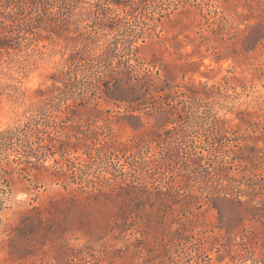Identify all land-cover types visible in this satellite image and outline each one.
<instances>
[{
    "label": "rangeland",
    "instance_id": "rangeland-1",
    "mask_svg": "<svg viewBox=\"0 0 264 264\" xmlns=\"http://www.w3.org/2000/svg\"><path fill=\"white\" fill-rule=\"evenodd\" d=\"M59 1L52 4L53 11L64 9H58ZM90 2L78 0L55 20L47 12L38 27L27 24L32 32L19 39V45L0 53V264H264V188L253 190L236 180L240 172L251 173L232 152L235 160L226 162L234 141L220 139L212 130L213 119L219 118L227 136L264 156V38L249 52L241 50L249 32L246 26L259 17L256 0L251 1L254 8L244 0H124L120 7ZM21 5L20 0H0V20L1 13ZM241 13L244 19L237 15ZM179 19L194 24L182 30L175 23ZM1 26L0 21V31ZM52 26L58 32L51 34ZM89 32L93 51L125 32L146 58L152 52L148 32L153 37L181 32L183 39V33L188 34L197 47L194 50V44L185 41L178 52L183 61L193 62L185 80L203 84L201 95L181 116L131 111L126 102L97 89L88 73L78 75L83 85L72 88L74 94L60 96L56 86L62 87L65 79L57 78L58 73L67 69L68 58L82 47ZM169 50L162 56L171 61L177 51L171 46ZM90 81L93 84L88 85ZM81 91L84 100L79 99ZM51 95L60 96L55 99L62 100L60 108L75 104V114L70 119L53 117L56 107L45 105ZM36 119L41 127L55 123L60 140L70 131L69 139L45 147L46 134L21 130ZM71 121L73 128L68 127ZM153 126L161 132L176 126L173 132L186 142L178 149L162 150L155 141L140 151L97 149L104 140L131 143ZM94 128L96 133L91 131ZM158 151L177 153L173 155L177 161L169 165L166 161L154 171L145 161L157 157ZM106 181L129 182V194L124 191L111 200L79 205L67 215L51 217L44 211L51 200L63 195L78 196L100 184L109 190ZM171 184L181 187L171 197V209L150 205L145 195L140 201L141 192L154 196L159 187ZM126 195L138 199L123 204ZM33 208L44 212L45 221L31 224L28 230V220H21ZM181 217L189 221L187 231Z\"/></svg>",
    "mask_w": 264,
    "mask_h": 264
},
{
    "label": "trees",
    "instance_id": "trees-1",
    "mask_svg": "<svg viewBox=\"0 0 264 264\" xmlns=\"http://www.w3.org/2000/svg\"><path fill=\"white\" fill-rule=\"evenodd\" d=\"M11 1V0H8ZM58 0H20L22 2L20 9H10L7 14H2L3 20H0L2 23L0 31V53L7 52L9 53L10 49L15 48V44L19 45L21 38H26L27 33L32 32L30 28H27V24L31 27H38V23L41 19L44 18V15H47V12L52 14L51 20H55L56 16L60 13L65 15L68 11V8L73 6L78 0H60L59 8H64L63 10H52V4ZM91 5L99 6L101 3H105L107 6L120 7L124 6V0H89ZM102 1V2H101ZM252 0H244L245 4L250 8L253 6L259 9V17L257 20L246 27L248 28V33L245 34L242 40L241 50L243 52H249L254 49L260 41L264 38V0H256L254 5L251 4ZM255 2V0H253ZM132 12L135 11L136 6H132ZM33 14V15H32ZM45 15V16H46ZM61 15V16H63ZM132 16H136L132 14ZM242 16L244 19V14H237ZM125 18V17H124ZM123 18V19H124ZM176 24H181L182 30L186 29L188 25H193V22L183 21L182 19L176 20ZM222 23H218V29L222 28ZM50 33L58 32L56 27L52 26L49 29ZM124 33V34H123ZM120 36L114 37L113 40H109L102 47L97 48L98 50L93 51L92 44V35L91 32L86 33L83 36L84 44L82 47L77 48L73 53H71L68 61L70 64L67 69H61L58 73L57 78L62 80L63 86H56V89L60 91V96L62 94L71 93L74 94L75 88L79 85H83L81 80L77 79L79 74H91L97 89H101L107 97L113 100L126 102L131 111H159L160 113H171L175 112L181 116V111H189V109L196 103L199 95H201L200 88L204 87L203 84H195L192 81H186L185 76L189 72V67L193 62L183 61V55L178 50L181 46L184 45V42H191L194 44L195 39L191 38L188 34L183 33L184 39L179 38L181 32L172 34L170 36H161L156 34L153 37V34L148 32L147 36L151 39L149 41L148 47L151 49V56L146 58L140 55V46L133 45L132 40L125 37V32ZM128 35V34H126ZM145 38L142 37V42H145ZM146 46V45H143ZM173 47L177 52V57L173 60L165 59L162 56V53L165 51H170L169 47ZM163 47L164 51H159ZM197 46L194 44V50ZM67 73H70L69 77H66ZM95 76V77H94ZM178 78H181V81H178ZM92 81L88 85H91ZM111 82V84H110ZM104 84L105 88L102 89L101 85ZM60 96L51 95L49 100L45 105L50 107H56L57 113L53 115L55 118H66L70 119V115L75 114V104H65L63 108H60L61 99ZM86 97L85 91L79 93V99L84 100ZM99 97H101L99 95ZM62 99H68L64 97ZM88 101V99H86ZM181 104L180 110H177V105ZM171 108H175V111H172ZM63 113L65 116L60 117ZM131 117L140 119V115L132 114ZM166 118H169L168 115ZM39 119H36L34 123L26 124L21 130H34L35 133L39 134L42 132L46 134L44 139H47L48 143H45V147L50 148L56 146V141L64 142L69 139L68 134L65 140H60L56 136L60 131L57 129V125L43 123L42 126H38ZM87 129H90L91 124L89 120L85 121ZM164 123L162 124V126ZM52 128V129H48ZM68 127H74V122L71 121ZM78 127V126H77ZM176 126L165 129L163 132L159 128L151 127L146 129L144 132L134 137L131 140V143L126 142H117L115 140H104L100 142L98 151H101L102 148L108 149L111 152H126L136 148L140 151L142 146L147 145L146 147L150 148L151 144L155 141L157 142L158 148L161 147L162 150L169 148H176L181 142H186L181 140V137H177L176 133L173 132L176 130ZM213 132L220 137V139H228L229 141H234L232 151H228L227 156L230 158L226 160L228 163H232L235 160V157L240 158L242 161H245L244 166L250 171V175L247 176L245 173H239L238 180L241 184L244 183L246 186L252 188L253 190L264 188V171H261V167L264 166V156L257 155L254 151H250L247 148L240 146L235 138L227 136V130H224L223 121L219 118H214L212 123ZM93 133H96L97 130L91 129ZM26 132V131H25ZM168 133L169 135L163 136ZM226 135V136H225ZM130 141V140H129ZM41 146V145H40ZM177 146V147H175ZM233 153L235 156H231L230 153ZM158 156L152 155L151 158L146 160V165H151V168L154 171H159L162 166L166 163L170 164L171 161H175L173 155L178 156L177 153L171 155L168 154V151H158ZM189 157V152L186 153ZM238 154V156H236ZM177 161V159H176ZM175 161V162H176ZM223 166V165H222ZM220 168H223L220 166ZM229 168H232L230 165ZM134 176V174H133ZM157 179L151 181L153 184ZM235 180V179H234ZM170 182V181H169ZM105 185L110 188L109 190L102 189V184L98 188L85 190L83 189L81 193L77 196L75 193L69 195H63L60 198L53 199L50 201L51 207H45L48 214L53 217L54 215L70 213L74 208L81 206H88L91 202L97 203L101 199L103 201L111 200L114 196L123 195L124 191L129 194V182H126L125 185L121 183H112L109 181L103 182ZM131 183V182H130ZM150 183V184H151ZM133 186V184H132ZM153 188H158L157 185H152ZM181 187H175L173 184L168 185V187L156 190L154 196H151V193H142L139 196L140 201H142L143 195H145L146 201L150 202V205L159 204L160 207H163V210L172 208L171 197L174 193H180ZM138 199L137 195L131 196L126 195L123 197V204ZM229 200V199H228ZM232 201V200H229ZM240 201V200H239ZM240 203H243L240 201ZM156 204V205H157ZM183 209H181L182 212ZM44 212L40 208H33V210L26 211L22 217V222L28 220L30 223L25 224L28 227V230H31V224L44 225L45 218L43 217ZM185 217V215L183 214ZM181 225L184 226V230L187 231V222L186 218L183 221L182 217L179 219ZM24 227L22 228V230ZM51 229V228H46ZM178 229V228H177ZM14 230V229H12ZM9 239H12L10 236ZM149 261V260H148ZM146 260V262H148Z\"/></svg>",
    "mask_w": 264,
    "mask_h": 264
}]
</instances>
